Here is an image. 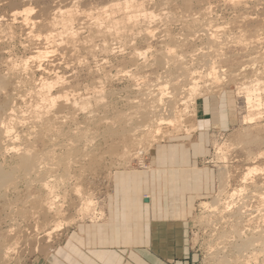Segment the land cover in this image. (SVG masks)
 <instances>
[{
	"label": "rangeland",
	"instance_id": "obj_1",
	"mask_svg": "<svg viewBox=\"0 0 264 264\" xmlns=\"http://www.w3.org/2000/svg\"><path fill=\"white\" fill-rule=\"evenodd\" d=\"M118 1L124 0H33L32 2L35 7L34 15L45 21H49V17L58 14L60 10L78 11L77 28L80 32L78 48L72 49L67 43L61 45L60 54L67 59L65 57L64 60H60L59 74L64 77L65 82L55 87L52 92L58 95L75 90L84 94L90 92L94 94L103 84L108 100L105 99L94 112L96 119L84 117L85 113L78 112L79 126L94 138L88 144L80 143L79 161L68 168L69 179L57 185L60 202L64 204V213L61 217H46L44 213H40L35 201L45 196L44 190L38 181L34 178L28 179L21 171L16 173L14 180L0 189V247L11 243L15 247L10 264H29L36 257L47 256L45 251L53 249L70 227L80 222L97 221L104 217L109 195L114 189L113 178L117 172L150 168L154 149L158 145H169L172 142L190 145L193 141L204 140L207 150L199 156L198 163L200 166L212 167L216 171L215 192L206 201L212 202L217 197L219 175L222 169H225L228 171L227 192L246 185L247 206L243 218L234 212H223L221 209L212 215L204 208L202 202L196 206L187 240L192 258L191 264H245L246 262H248L246 264H264V239L252 241L249 246H242L244 238L254 239L262 223L259 218L262 212L260 195L264 194V184H262L264 154L261 153H264L262 142L264 105L256 109L253 119L248 122L246 117L250 112L243 87L253 78V66H260L264 62V0H138L142 3L140 9L154 13V26L158 27L152 41L154 50L147 55L150 62L154 59L152 54L156 53L155 50L157 48L160 50L165 45L162 36L164 22H168L171 30L177 34H187L192 28L204 27L209 31H218L222 36L223 56H217L218 52L210 48L205 39L190 38L181 47V51L195 63L197 76L206 75L211 70L210 65L213 61H216L217 66H222L227 72H234L235 75L227 77L220 82L221 85L218 84L205 96L197 99L196 104L203 98L210 97L216 106L211 105L206 117L218 113L220 119V123L211 124L206 129V137L202 139L197 137L195 131L199 129L198 115L194 108L190 107L187 116L182 118V126L161 135L155 146L151 148L143 146L144 154L139 155L134 152L129 156H123L120 153L121 148H116L119 137L110 129L118 125L117 115H126L134 111L133 105L142 97L143 91L139 90L135 82L128 80L127 71H135L128 60L127 53L130 50L121 51L111 38L109 43L112 44L115 53L103 50V36L95 32L91 25L93 16L98 15L102 7ZM13 8L22 10L23 5L21 3L15 6L0 5V13L11 18ZM18 22L16 25L21 24V17H18ZM47 30L46 27L37 29L39 31L37 33L40 34L37 42H45ZM20 31L19 29L18 33ZM142 40L140 36L136 47L146 50L148 44ZM27 44L29 43L26 34L20 33L12 52L7 51L10 49L7 47L4 56L9 58L11 53L14 58L24 60L36 51L30 46L26 49ZM158 53L157 56H161V53ZM5 66L2 63L0 69ZM138 72L144 76L142 84L151 88L163 80L161 76L164 70L158 65H151ZM260 76L264 79V74H259ZM8 89L9 92H13L12 87ZM3 96L1 95V101L4 99ZM20 100H17V105L21 110L24 103ZM75 126L73 123L68 124L66 129L70 132L65 134L66 137L74 135ZM38 149L43 151L42 146ZM222 153L225 158L220 157ZM16 156L11 152L4 158L0 157V161L6 169H14ZM255 166L261 170L244 182L243 175L246 170ZM46 167L51 172L50 179L58 180L63 175L64 168L58 165L52 163ZM76 184L82 186V195L74 190ZM227 194H224L222 201H225ZM83 197L94 199L95 212L79 215ZM222 207L221 205L220 208ZM59 218L72 219V224L54 231L55 220ZM237 222L238 226L235 225ZM50 231L52 233L49 235ZM218 259L222 262L218 263Z\"/></svg>",
	"mask_w": 264,
	"mask_h": 264
},
{
	"label": "bare ground",
	"instance_id": "obj_2",
	"mask_svg": "<svg viewBox=\"0 0 264 264\" xmlns=\"http://www.w3.org/2000/svg\"><path fill=\"white\" fill-rule=\"evenodd\" d=\"M32 2L33 0H0V5L15 6L19 3L23 5L22 10L13 8L11 18L0 13V51L2 53L0 66L2 63L6 65L5 68L0 69V157L4 158L11 152L17 155L16 168L14 169H6L0 161V189L14 180L16 173L21 171L28 179L33 180L34 178L35 181H38L44 190L45 196L35 201V206L40 213H44L46 217H61L64 213V204L60 202L57 185L59 182H66L69 179L68 168L79 161L80 143L88 144L94 138L79 126L78 112H83L85 113L84 117L93 119L94 112L101 103H104L108 94L103 84L94 94L91 92L84 94L75 90L58 95L52 92L55 87L65 82L64 77L59 74L60 60H64L66 57L60 54L61 45L67 43L72 49L78 46L80 34L79 28H77L78 11L60 10L58 14L49 17V21H45V19H38V16L34 15L35 7ZM141 5L142 3L138 0L111 3L102 7L98 15L93 16L91 24L93 30L103 36V50L114 51L112 44L109 43L110 38L121 51L130 50L127 53L128 60L134 66L135 71H127L128 80L135 82L139 90L143 91L142 97L133 105L134 111L126 115H117L118 125L112 130L110 129L119 137V144L116 145V148H121L120 153L123 156L132 155L134 152L139 155L144 154L143 146L146 145L150 148L155 146L161 135L182 126V118L187 116L190 107H193L197 112L196 102L199 97L205 96L227 77L235 75L234 72H227L222 66H217L216 61H210L211 70L206 75L197 76V71L194 69L195 63L181 51V47L190 38L205 39L210 48L218 52L217 56H223L224 40L222 36L218 31H209L204 27L192 28L187 34H177L171 30L168 22H164L162 36L165 45L162 49L155 50L156 53L152 54L154 59L151 58L153 61L150 62L147 55L154 50L152 41L158 27L154 26V13L140 9ZM18 17H21L20 25H16ZM40 27L48 29L44 43L37 42L40 37L37 29ZM19 29L20 33L26 34L29 43L25 45L26 49L29 46L36 49L33 55L24 60L14 58L11 53L9 58L4 56L7 47L10 48L7 51L12 52L15 42L20 36ZM58 29L61 30L58 31ZM140 36L148 44L146 50L136 47ZM84 41L86 43V40ZM41 44L42 46H37ZM158 52L161 53V56H157ZM151 65H158L164 70L163 76H161L163 80H160L154 88L146 84L143 85L141 81L144 76L138 72ZM253 69L252 80L243 87L250 112V115L246 117L248 122L253 119L256 109L264 105V79L262 76L259 77V74H264V62L257 67L254 65ZM244 77L247 78V76ZM9 87H12L13 92H9ZM1 95H4L2 101ZM18 99L24 103L21 110L17 105ZM72 123L76 125L73 130L74 135L66 137L65 134L70 132L66 128L68 124ZM262 142L264 143V140ZM39 146L43 147V151L38 149ZM220 157L225 158L224 153ZM52 163L64 168L63 175L58 180L50 179L51 172L46 166ZM258 170L261 168L249 167L243 175L244 182ZM262 170L264 172V168ZM226 177H228V171L222 169L219 175L220 185L217 197L212 202L203 201V206L212 215L221 209L223 212H234L243 218L246 215L245 207L247 206L246 185L227 192L229 183ZM81 187L76 184L74 190L82 195ZM225 193L228 194L225 195V201H222ZM260 196L262 212L259 219L262 220V223L259 225L260 229L258 234L254 235V239L249 237L243 239L242 246L244 247L249 246L252 241L264 239V194ZM221 205L222 208H220ZM95 211L94 199L83 197L79 215H88ZM238 222L235 225L238 226ZM70 223L72 224V219L59 218L55 220L53 230L63 229ZM48 233L50 235L52 232ZM14 249L12 243L0 247V264H10ZM210 249L212 250V246ZM221 262L222 260L218 259V263Z\"/></svg>",
	"mask_w": 264,
	"mask_h": 264
},
{
	"label": "crops",
	"instance_id": "obj_3",
	"mask_svg": "<svg viewBox=\"0 0 264 264\" xmlns=\"http://www.w3.org/2000/svg\"><path fill=\"white\" fill-rule=\"evenodd\" d=\"M211 105L210 97L197 103L198 138L220 123L218 113L206 117ZM206 150L204 140L156 146L150 168L114 175L102 219L70 227L29 264H191L189 225L216 187L215 169L198 163Z\"/></svg>",
	"mask_w": 264,
	"mask_h": 264
}]
</instances>
